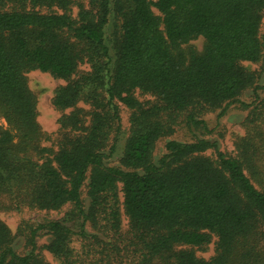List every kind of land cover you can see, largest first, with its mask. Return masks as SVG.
Returning a JSON list of instances; mask_svg holds the SVG:
<instances>
[{"label": "trees", "instance_id": "trees-1", "mask_svg": "<svg viewBox=\"0 0 264 264\" xmlns=\"http://www.w3.org/2000/svg\"><path fill=\"white\" fill-rule=\"evenodd\" d=\"M87 1L73 16V0H0V117L8 125L0 126V197L16 210L71 205L69 215L81 218L77 231L61 220L30 227L24 255L0 221V264H49L37 251L40 232L50 235L44 249L59 264H124L114 244L86 231L102 217L106 230L119 232V191L133 248L124 253L128 264H264V189L252 182L263 181L264 123L236 140L235 157L200 138L167 141L165 154L152 157L175 118L184 114L188 127H203L200 112L226 107L253 86L240 63L264 64V0ZM111 15L119 26L109 44ZM197 38L201 52L182 49ZM82 63L90 70L75 77ZM36 70L67 81L52 99L56 109L70 110L58 119L52 158L27 87L26 74ZM135 91L154 104L138 102ZM117 103L132 111L130 134L120 167H110L102 151L120 129ZM213 236L214 256L197 257L192 248ZM74 238L96 244L78 255Z\"/></svg>", "mask_w": 264, "mask_h": 264}, {"label": "rangeland", "instance_id": "rangeland-1", "mask_svg": "<svg viewBox=\"0 0 264 264\" xmlns=\"http://www.w3.org/2000/svg\"><path fill=\"white\" fill-rule=\"evenodd\" d=\"M88 6L87 0H73L72 15L76 16L78 12V6ZM36 11L41 13L49 12H61L56 8L47 9L36 7ZM155 14L157 11L153 10ZM119 22L116 17L110 16L109 23L106 27V38L109 44H111L112 38L118 32ZM264 34V13L262 18V24L260 27V35ZM204 47V40L197 38L190 41L188 44L183 45L182 49H195L201 52ZM241 66L244 70L255 77L253 86L243 92L238 100L226 107L216 109L214 111H202L197 115V120L204 122L202 126L193 125L188 127L184 121V114L175 118L173 129L168 136H164L156 141L152 152L153 161H157L165 154V143L173 140L178 142H191L194 138L205 139L210 142H216L218 149L228 156L235 157L237 154L235 148V142L242 137H249L255 134L258 128L264 123V64L262 61L256 63L241 62ZM90 70L89 65L82 63L77 69V75L86 73ZM27 87L32 95L36 122L38 123L41 131L45 134L41 141V146L49 149V156L52 158L57 151V139L59 137V122L58 119L68 114L70 110H58L52 104V99L55 91L64 86L67 81L54 78L48 73L40 71H31L26 74ZM135 98L144 106L152 105L155 102V97L150 94L141 93L140 91L134 92ZM120 116V129L114 130L108 135V140L105 143L103 153L105 154V164L110 167H120V158L124 149L126 138L130 134V115L131 110L127 109L121 103H117ZM77 107L89 110V106L83 102L78 103ZM224 108V109H223ZM0 126L8 128L5 120L0 117ZM115 128V127H114ZM111 131V130H110ZM205 155H211V151H207ZM211 157H214L211 156ZM263 181L257 182L253 180V184L257 189H264V175ZM120 190L121 185H118ZM81 198L84 204L85 211L89 206V199L87 197V181L84 182ZM122 192L119 191L118 209H119V223L120 229L118 233H113L105 229L106 222L102 217L97 218L95 224L88 222L86 224V231L89 234L97 235L99 240L112 243L116 246V249L112 253L118 252L122 255V261L124 264H128V258L124 254L126 251L133 250L131 247V235L129 233V220L124 213L122 205ZM72 210L71 205H65L56 211H44L35 208L22 207L20 210H16L11 207L7 197H0V221L3 222L9 229L12 236V247L18 255L27 254L29 247L26 242V233L28 229L39 223H44L49 220H61L66 226L74 231L79 229L81 222L80 217H72L69 213ZM72 247L76 253H83V245L90 244L93 246L95 241L85 242L80 238H74ZM50 242V235L40 232L36 244L38 252L49 264H59L45 249L44 246ZM216 247V237L213 236L211 242L204 247L192 248L195 255L204 260H209L214 256Z\"/></svg>", "mask_w": 264, "mask_h": 264}]
</instances>
